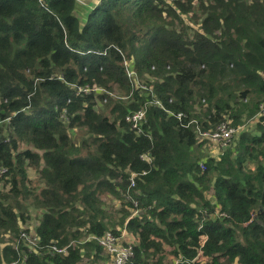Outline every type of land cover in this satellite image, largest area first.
<instances>
[{
	"label": "trees",
	"instance_id": "1",
	"mask_svg": "<svg viewBox=\"0 0 264 264\" xmlns=\"http://www.w3.org/2000/svg\"><path fill=\"white\" fill-rule=\"evenodd\" d=\"M123 229L124 264H264V0H0V264H96Z\"/></svg>",
	"mask_w": 264,
	"mask_h": 264
},
{
	"label": "built area",
	"instance_id": "2",
	"mask_svg": "<svg viewBox=\"0 0 264 264\" xmlns=\"http://www.w3.org/2000/svg\"><path fill=\"white\" fill-rule=\"evenodd\" d=\"M126 66H127L126 68L127 75L131 79H133L136 84L140 85L138 80H136L137 77H136V74L133 68H131L130 65H128V63H126ZM80 89L84 92L102 91V88H100L99 86L95 84L90 85V86L86 84L85 86L80 87L79 90ZM155 102L158 103L159 100L156 99ZM176 116L181 119L182 114L177 113ZM144 118H145V107L144 106L138 108L137 110H135L134 112L130 114H127L125 117L126 121L130 123L131 127L137 129L136 130L137 132L139 130V124L144 120ZM192 122L193 120H190L187 122V124L192 123ZM196 129H197L199 138L201 140L206 139L207 142L217 144L220 148H223L228 145L233 135L238 132L239 127L229 126L226 121L224 122L222 121L214 129L201 130L198 126H196ZM135 174H136L135 172H131V175H130L131 184L134 183ZM124 231L126 230L123 229L120 235H122ZM21 235L25 237V239L27 240V243H29L30 246L36 242L35 236L30 237L24 232H22ZM118 236L114 235L110 230H108L102 236L95 237L92 235V236H87V238H96L99 241L103 250L106 251V253L109 256L110 264H124L133 254L132 246L130 243L120 244L117 241ZM115 247H119V248L117 249ZM53 248L58 252L65 251L64 248H59V247H56L55 245L53 246ZM178 263H179L178 256L171 257V259L168 262V264H178Z\"/></svg>",
	"mask_w": 264,
	"mask_h": 264
},
{
	"label": "rangeland",
	"instance_id": "3",
	"mask_svg": "<svg viewBox=\"0 0 264 264\" xmlns=\"http://www.w3.org/2000/svg\"><path fill=\"white\" fill-rule=\"evenodd\" d=\"M78 1V0H77ZM85 2L87 3L88 1L87 0H79V2ZM129 65V64H128ZM255 122L253 120H250V121H247L245 122V124L241 125L238 129V132L245 129L249 132H252L253 130H255ZM237 137V133L235 134V137H233L232 140H234L235 138ZM231 140V141H232ZM202 147L206 150V152L209 154V155H212V156H217L218 153L220 151H222V148H220L217 144H213V143H206L204 142ZM250 167L253 166L252 165V162L251 163H247ZM29 175L31 177L34 176V173L32 172V170L29 171ZM103 199V205L106 209H110V208H118L120 206V201L116 198H114L113 196L111 195H105L102 197ZM29 214H30V217L27 219V221L21 226V228H27V227H34L36 225V223H38V218H39V215H40V210L34 208V207H31L29 209ZM119 227V226H117ZM131 240H134V237L130 234V236H128L125 231L123 232L122 235H119L118 236V239L117 241L120 243V244H125L127 241H131ZM115 248H119V247H115ZM163 261H164V264H168L169 262V259L167 257H169L170 255V250H169V247H167L166 245H164V248H163ZM151 263L152 264H155L154 263V260L151 259ZM96 264H110V259H109V256L108 254L106 253V251H104L102 254H101V257L98 259V261L96 262Z\"/></svg>",
	"mask_w": 264,
	"mask_h": 264
},
{
	"label": "crops",
	"instance_id": "4",
	"mask_svg": "<svg viewBox=\"0 0 264 264\" xmlns=\"http://www.w3.org/2000/svg\"><path fill=\"white\" fill-rule=\"evenodd\" d=\"M87 1H88L87 3H85V2H83V3H85V4H92L93 1H94V3L96 2V0H87ZM253 121H254V119H253ZM125 233L127 234V231H125Z\"/></svg>",
	"mask_w": 264,
	"mask_h": 264
}]
</instances>
